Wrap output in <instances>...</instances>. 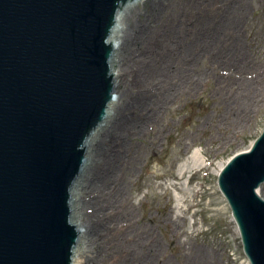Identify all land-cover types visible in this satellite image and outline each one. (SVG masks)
<instances>
[{
  "label": "water",
  "instance_id": "1",
  "mask_svg": "<svg viewBox=\"0 0 264 264\" xmlns=\"http://www.w3.org/2000/svg\"><path fill=\"white\" fill-rule=\"evenodd\" d=\"M128 1L0 0V264H71L70 188L111 98L107 40ZM263 183L264 132L217 183L251 264H264Z\"/></svg>",
  "mask_w": 264,
  "mask_h": 264
},
{
  "label": "rangeland",
  "instance_id": "2",
  "mask_svg": "<svg viewBox=\"0 0 264 264\" xmlns=\"http://www.w3.org/2000/svg\"><path fill=\"white\" fill-rule=\"evenodd\" d=\"M247 5L239 22L236 54L205 61L201 82L194 79L189 92L169 100L160 120L145 122L150 124L146 138H156L155 147L151 143L140 149L144 157L127 177V200L135 204L130 219L136 223L130 235L123 236L127 244L128 237L150 225L149 235L161 245L160 262L195 264L200 258L205 264H248L217 184L227 161L248 150L264 131V0H248ZM135 7L128 33L132 41L140 21L148 19L150 4ZM144 60H139L142 66ZM134 86V81L130 89L121 86L119 94L132 95ZM106 258L113 262L111 255Z\"/></svg>",
  "mask_w": 264,
  "mask_h": 264
},
{
  "label": "bare ground",
  "instance_id": "3",
  "mask_svg": "<svg viewBox=\"0 0 264 264\" xmlns=\"http://www.w3.org/2000/svg\"><path fill=\"white\" fill-rule=\"evenodd\" d=\"M140 4H150V11L132 41L130 22ZM247 4L248 0H136L117 13L108 40L113 45L110 74L124 89L134 81L136 94L126 96L123 91L112 100L105 119L84 142L82 172L70 190V223L82 233L73 264H168L158 260L161 245L149 235L153 230L148 224L124 243V233L130 235L136 223L130 219L135 204L127 200V177L144 157L140 149L151 143L155 147L156 138H146V120H160L169 100L189 92L194 79L201 82L205 61L236 54ZM132 47L137 51L132 53ZM143 58L144 66L139 61ZM106 255L113 262L105 260ZM194 262L205 264L200 258Z\"/></svg>",
  "mask_w": 264,
  "mask_h": 264
}]
</instances>
